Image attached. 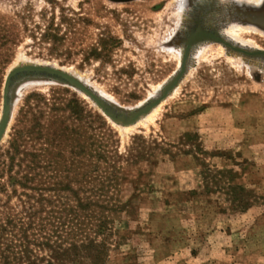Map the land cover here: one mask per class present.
I'll return each mask as SVG.
<instances>
[{
  "label": "rangeland",
  "instance_id": "374dc122",
  "mask_svg": "<svg viewBox=\"0 0 264 264\" xmlns=\"http://www.w3.org/2000/svg\"><path fill=\"white\" fill-rule=\"evenodd\" d=\"M196 1L0 0V120L20 64L68 72L121 112L143 107L179 72ZM220 2L233 6L227 40L264 51V0ZM199 48L128 128L75 88L15 86L0 264H264V67Z\"/></svg>",
  "mask_w": 264,
  "mask_h": 264
},
{
  "label": "water",
  "instance_id": "95a60500",
  "mask_svg": "<svg viewBox=\"0 0 264 264\" xmlns=\"http://www.w3.org/2000/svg\"><path fill=\"white\" fill-rule=\"evenodd\" d=\"M198 29V28H197ZM205 42H213L217 44H223L225 48L241 53L245 56H263L264 51H248L239 48L226 41L223 37L215 32L204 33L201 36L192 38L186 48L185 55L183 57L182 69L177 76L166 86L160 97L146 103L143 107L135 110L130 115H124L119 111H114L101 97L89 86L85 85L77 77L65 72L61 69H57L51 66L35 65V64H24L23 66L16 67L8 76L5 90H4V101H3V112L0 121V143L7 131L10 119H11V98L12 92L15 86L25 80H52L66 86L75 88L82 94L87 96L93 103H95L99 109H101L107 117H109L115 124L128 128L135 126L142 118L148 116L155 108H157L163 101L179 87L182 80L185 78L188 69L187 61L191 50L195 49L199 44ZM125 113V112H124Z\"/></svg>",
  "mask_w": 264,
  "mask_h": 264
},
{
  "label": "bare ground",
  "instance_id": "6f19581e",
  "mask_svg": "<svg viewBox=\"0 0 264 264\" xmlns=\"http://www.w3.org/2000/svg\"><path fill=\"white\" fill-rule=\"evenodd\" d=\"M198 1V5H196L194 7V10L190 11V13L184 15L183 19H182V25H181V31L183 33V46L182 48L180 49L181 52V58L182 56L184 57L185 55V52H186V48H187V45L189 43V41L194 38L195 36L198 37V36H201L202 34H204L205 32L207 33H212V32H215L217 33L218 35H220L221 37H223L226 41L227 40V37L225 36L224 34V27H223V24L224 23H227V19H226V14L227 12H229L230 10H232L231 5H228L227 6H224L221 4L220 0H197ZM196 1V2H197ZM261 2V1H260ZM263 2V1H262ZM197 4V3H196ZM245 4V3H244ZM258 4V3H257ZM260 4V3H259ZM258 4V5H259ZM262 4V3H261ZM195 5V4H194ZM257 5V6H258ZM231 8V9H230ZM186 16V17H185ZM243 18V17H242ZM230 22V21H229ZM243 25V24H242ZM240 26V25H239ZM249 25H247L248 27ZM245 27V26H244ZM198 28V29H197ZM239 28V27H238ZM231 30V36L235 37L237 36L236 35V32L239 33L236 28H230ZM240 29V28H239ZM249 29V28H247ZM253 29V28H252ZM251 30V29H250ZM259 30V29H258ZM255 31V30H254ZM264 31V30H263ZM242 32V31H241ZM256 32H258L256 30ZM235 33V34H234ZM228 42H231L232 44H234L235 46L239 47V48H242L244 50H248V51H263V50H260V49H250L248 47H245L239 43H236L235 41H228ZM182 44V43H180ZM208 44H211V42H205V43H201V45L199 44L195 49H200L199 47L200 46H206ZM244 44V43H242ZM247 44V43H246ZM180 46V45H179ZM222 46V50L224 51H227L228 53V57L230 58H233V59H242L243 61H245L247 64H258L260 66H263L264 67V57L263 56H245L241 53H237V52H234L232 50H230L229 48H225V46H223V44H221ZM250 46V45H249ZM195 49L191 50V53L189 55V58H188V61H187V69H189V66H190V61H191V58L193 57V55L195 54ZM182 63H183V59H182ZM183 65V64H182ZM182 65H181V68L179 70V72L181 71L182 69ZM20 66H23L20 64ZM19 67V66H18ZM262 67V68H263ZM260 68V67H259ZM179 72L177 74H179ZM177 74L172 78V80L177 76ZM170 80L169 83L172 81ZM7 81V80H6ZM45 83V82H44ZM168 83V84H169ZM167 84V85H168ZM6 85V83H5ZM166 85V86H167ZM166 86L163 88V90L166 88ZM5 90V88H4ZM163 90L154 98L150 99L151 101L152 100H155L156 98L160 97ZM100 97V96H99ZM3 101H4V94H3ZM150 102V101H149ZM164 102V101H163ZM107 103V102H106ZM148 103V102H147ZM108 104V103H107ZM109 105V104H108ZM161 105V104H160ZM159 105V106H160ZM110 106V105H109ZM143 106V105H142ZM158 106V107H159ZM111 107V106H110ZM114 111H119L118 109H115L113 107H111ZM156 109V108H155ZM154 109V110H155ZM137 110V109H136ZM153 110V111H154ZM135 111V110H134ZM133 111V112H134ZM152 111V112H153ZM120 113L124 114V115H130L132 114L133 112H128V113H124V112H121L119 111ZM151 112V113H152ZM150 113V114H151ZM105 114V113H104ZM2 118V117H1ZM1 121V120H0Z\"/></svg>",
  "mask_w": 264,
  "mask_h": 264
}]
</instances>
